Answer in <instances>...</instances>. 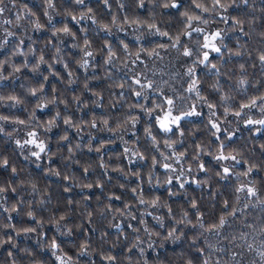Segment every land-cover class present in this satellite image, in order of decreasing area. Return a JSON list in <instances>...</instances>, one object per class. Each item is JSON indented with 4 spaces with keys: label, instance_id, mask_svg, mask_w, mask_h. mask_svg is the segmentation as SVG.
Wrapping results in <instances>:
<instances>
[{
    "label": "trees",
    "instance_id": "16d2710c",
    "mask_svg": "<svg viewBox=\"0 0 264 264\" xmlns=\"http://www.w3.org/2000/svg\"><path fill=\"white\" fill-rule=\"evenodd\" d=\"M0 7V264H264V0Z\"/></svg>",
    "mask_w": 264,
    "mask_h": 264
},
{
    "label": "snow or ice",
    "instance_id": "6c2138e0",
    "mask_svg": "<svg viewBox=\"0 0 264 264\" xmlns=\"http://www.w3.org/2000/svg\"><path fill=\"white\" fill-rule=\"evenodd\" d=\"M76 2H77V3H83V0H76ZM104 2H105V4H107V0H104ZM218 2H219V0H217V3H218ZM49 6H51V4H50ZM141 6H142V5H141ZM168 6H169V5H167V4L165 5V7H168ZM177 6H178V5L175 4V3H173V4L171 5V7H173V8H175V7H177ZM197 7H201V6H200V5H197ZM3 11H4V8L0 7V13H2ZM203 11L206 12V11H208V9H207V8H204ZM18 19H19V17H18ZM74 19H75V18H74ZM189 19L199 20L200 17H199V16H195V17H191V18H189ZM8 23H11V21H8ZM203 23L206 24V23H207V20L203 21ZM37 27H39V25H37ZM151 27H155V26L152 25ZM63 31H64L66 34L69 33V30H68L67 27H65V28L63 29ZM157 31H158V30H157ZM194 31L199 32V31H201V29L196 28V29H194ZM159 34H160V35H165V36L167 35L166 32H162V33H159ZM9 35H11V33H9ZM220 35H221V34H220L219 32H216L211 38L206 37V39L209 40V43H205V44L203 45V47L208 48V47L211 46L212 51L219 53V52H220V48H219V47H216L214 44H211L210 41H211V40H215L217 37H220ZM178 39H179V38H177V40H178ZM86 43H87V41H86ZM173 47H175V45H173ZM125 49H127V45H125ZM86 55H87V56H91L92 53H91V52H88V53H86ZM112 55H114V53L111 54V55L109 56V61L111 60ZM183 55L186 56V57H188V56H191L192 53H191L190 50L185 49ZM237 55H239V53H237ZM40 59H41V61H43V57H41ZM207 60H208V53L205 52V53H204V58H203V60L200 61V63L203 64V63H205ZM260 60H261L262 62H264V55H261V56H260ZM109 61H106V62H109ZM87 64H88V61H87V60H84V61H83V66H87ZM212 67L214 68L215 65H212ZM241 67L243 68V65H241ZM17 70H18V69H17ZM193 72H194V69H193V68H189V69H188V75H192ZM136 83L139 84L140 81L137 80ZM241 83L243 84L244 81H241ZM195 85H196V81H193V82H192V85L189 87L188 91H190V92H191V91H194V90H195ZM148 86L151 87V85H148ZM33 94H35V92H33ZM197 95L199 96V92H197ZM136 96H137V97L141 96V92H136ZM13 99H14V98H13ZM261 99H264V97H261ZM166 104L169 105V106H173V105H174V101H173V99H171V98L167 99ZM255 104H256V101L253 100V101L251 102L250 105H243V107H253V106H255ZM157 107H159V105H157ZM210 107H211V105H210ZM226 111H227V110H226ZM57 115H59V113H58ZM193 115H199V113H197V112L193 109L192 111L185 112L183 116H172L171 111H168L162 119L158 118L157 123L159 124L160 128H161L164 132L167 133V132H171V131H172L171 127L169 126L170 124H175V125L179 126V121H180L181 119H183V118H185V117H188V116H193ZM235 115L239 116L240 113L237 112V113H235ZM0 119H7V118H6V117H0ZM20 123H24V122H23V121H20ZM65 123H67V124H71V121H70V120H65ZM104 123L107 124V121L105 120ZM133 123H135V121H133ZM249 123H250V124H251V123L264 124V120H259V121H255V122L250 120ZM92 126L95 127V124H93ZM212 127H213V128H217V130H219V128H218V126H217L216 124H213ZM49 130H50V129H49ZM0 131H3V129H0ZM29 135L32 136V137H35L36 134H35V133H29ZM148 135H151V132H150V131L148 132ZM64 139H67V137H64ZM153 141H155V137H153ZM26 143H28V144H35L36 147L39 148L40 152H44V151H45V145H44V143H43V142L37 143V141H36L34 138H33V139H30V140H28V141H26ZM17 144L20 145V142L17 141ZM21 146H22V145H21ZM168 147H171V144H169ZM40 152H33L32 155L39 157ZM142 158H143V157H141V159H142ZM225 158H226V157H224V156L217 157V159H225ZM231 158L235 160V157H231ZM153 163H155V161H153ZM237 163H239V161H237ZM6 165H7V161H4V166H6ZM164 167H165V168H169V165L165 164ZM201 167H203V165H201ZM223 171H224L225 174H227V173L229 172V169H228L227 167H225ZM251 171H252V168H249V169H248V172H251ZM13 172H15V169H13ZM246 174H247V173H245V175H246ZM170 182H171V181H169V183H170ZM89 187H91V186L89 185ZM181 187H183V185H181ZM3 191H5V189L0 188V192H3ZM13 191H15V189H13ZM248 192H249L250 194H253V195L255 194L251 188L248 189ZM141 203H144V201L141 200ZM193 207H195V205H193ZM29 215L31 216V213H29ZM61 219H63V217H61ZM225 223H226V221H225V219L222 217V218L220 219V223H219V225H216V226H214V227H216V228H218V227H222ZM170 235H171V234H170ZM53 247H56V245L53 244ZM82 254H83V253H82ZM260 255H261L262 257H264V252L260 253ZM108 259L111 260V259H114V258H113V257H109ZM205 264H207V261H205Z\"/></svg>",
    "mask_w": 264,
    "mask_h": 264
},
{
    "label": "rangeland",
    "instance_id": "374dc122",
    "mask_svg": "<svg viewBox=\"0 0 264 264\" xmlns=\"http://www.w3.org/2000/svg\"><path fill=\"white\" fill-rule=\"evenodd\" d=\"M207 43H209V40H207ZM210 43H211V44H214L216 47H218V45H219L216 39H215V40H211ZM212 52H214V51H212L211 46L208 47V54H211ZM191 92H192V91H191ZM168 111H171V110H167L165 113H163V114L160 116V119H162ZM171 114H172V116H177V115H175V114L173 113V111H171ZM183 119H184V118H183ZM183 119H181V120L179 121V125L181 124V122H182ZM169 126L171 127L172 131L178 127V126L175 125V124H170ZM37 143H39V142H37ZM32 146H34V147L36 148V152H40L39 148L36 147L35 144H32ZM40 154H41V152H40ZM173 169H174V171L176 172L177 175L180 174V175L182 176V174L184 173L182 170H180V169H178V168H176V167L173 168ZM185 176H186V174H185Z\"/></svg>",
    "mask_w": 264,
    "mask_h": 264
}]
</instances>
